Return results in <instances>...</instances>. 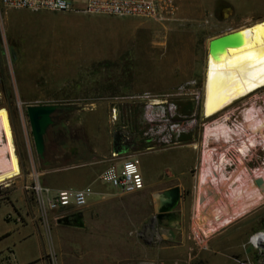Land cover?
<instances>
[{
    "label": "rangeland",
    "instance_id": "obj_1",
    "mask_svg": "<svg viewBox=\"0 0 264 264\" xmlns=\"http://www.w3.org/2000/svg\"><path fill=\"white\" fill-rule=\"evenodd\" d=\"M172 4L174 11L156 19L0 8V108L9 115L21 169L10 187L0 188V196L24 184H46L55 168L79 169L87 162V150H109L115 138L126 150H144L148 144L137 134L143 128L141 110L150 100L163 101L153 110L171 109L175 120L191 122L190 130L180 135L179 145L165 150L173 152L171 162L178 160L177 169L184 170L181 184L189 191L183 223L169 231V239L150 245L128 237L132 227L151 217L155 202L151 191L129 196L107 191L105 199L94 198L83 209V229L58 225L55 219L63 217L61 213L42 216L37 211L46 233L41 230L42 244L31 251L34 261L44 255L47 264H119L142 258L161 264L261 263L263 256L248 241L264 231V203L197 247L187 236L195 232L207 43L263 20L264 0H172ZM42 104L67 106L61 119L63 139L51 156H62L58 165H43L34 152L25 107ZM113 105L123 127L117 135L109 122ZM213 139L218 140L210 137L206 147L210 164L219 156L213 153ZM217 142L221 148L222 141ZM46 150H53L51 143ZM242 164L235 163L231 174L238 167L249 170L253 179L262 177L264 165L255 177L250 163L243 159ZM63 183L75 187L72 182ZM3 213L1 206L0 232ZM52 213L55 217H50ZM11 245L0 242V252Z\"/></svg>",
    "mask_w": 264,
    "mask_h": 264
},
{
    "label": "built area",
    "instance_id": "obj_2",
    "mask_svg": "<svg viewBox=\"0 0 264 264\" xmlns=\"http://www.w3.org/2000/svg\"><path fill=\"white\" fill-rule=\"evenodd\" d=\"M0 8L16 9L28 11H50V12H68L78 10L85 14L106 15L122 18H141L156 19L164 13L174 11L172 0H0ZM158 105L151 104V100L143 106L142 123L143 130L139 131V136L145 141L144 150H126L121 145L119 139L115 138L105 158L107 165L99 174L98 181L108 187L113 195L129 196L140 193L144 190V181L140 172V156L145 152L158 150H167L179 145V137L190 130V124L182 120H175V113L168 109L164 111H155L153 107ZM252 111L253 118L260 122L258 129L252 132L246 125L245 114ZM226 118L223 114L214 115L209 118H202L201 127L203 130L206 125H216L225 123L230 129V138L228 147L223 150H238L241 146V140L253 150L246 154V160L254 159L258 151L263 155L262 163L264 165V88L254 94L235 102L231 107L225 110ZM167 116V117H166ZM164 117V119H163ZM252 117V116H251ZM161 118V120H159ZM109 122L115 128V135L121 132L123 127L119 124L120 116L118 108L113 105L109 112ZM242 134V136H241ZM249 137L248 139L246 138ZM121 139V138H120ZM214 150H221L217 147V142L211 144ZM122 146V147H121ZM233 163L228 164L231 167ZM12 182L0 184V188H8ZM23 188L31 197L34 207L40 215L47 216L48 213L57 212L61 216L78 212L87 207L90 197L94 194L89 186L80 189H62L52 190L40 184L39 181L31 186L24 184ZM105 194H100V199H105ZM157 208L154 202V211L149 220L128 231V237L143 242L145 244H160L169 239L167 238L168 229L159 224L156 219ZM255 234V233H254ZM251 238V237H250ZM259 250L263 256L261 263L264 264V250ZM187 240L192 241L197 247L202 244L201 236L195 231L187 236ZM192 251V249H190ZM119 264H161L159 261L147 258L121 261ZM178 264V263H173Z\"/></svg>",
    "mask_w": 264,
    "mask_h": 264
},
{
    "label": "bare ground",
    "instance_id": "obj_3",
    "mask_svg": "<svg viewBox=\"0 0 264 264\" xmlns=\"http://www.w3.org/2000/svg\"><path fill=\"white\" fill-rule=\"evenodd\" d=\"M237 32L240 36L238 46L225 48L215 57L206 55L200 108L203 118L220 114L226 118L227 115L224 114L226 109L264 88V19L244 26ZM162 103L161 100H151L153 105ZM245 120V127L252 132H256L254 130L262 123V120L259 122L253 118L251 110L245 114ZM229 134L230 129L225 123H217L206 125L201 136L203 150L197 174L194 230L201 236L203 242L219 229L264 203V172L261 173L260 187L254 184L246 168L239 170L235 166L236 172L233 174L227 172L228 164L233 163L232 166L237 162L242 164L244 157H247L246 154L253 151L246 150L249 146L245 144L244 139L240 141L241 146L236 148L238 150L212 149L213 153L216 155L218 152L219 156L215 162L212 161L211 164L208 162V156L209 158L211 156L208 155L206 147L209 146L210 137L214 136L222 141L221 148L224 149L229 145ZM218 140L213 139L211 142ZM258 172L254 174L255 177H258ZM20 176L21 169L9 115L5 108H0V184H7ZM250 243L264 250V231L253 234Z\"/></svg>",
    "mask_w": 264,
    "mask_h": 264
},
{
    "label": "crops",
    "instance_id": "obj_4",
    "mask_svg": "<svg viewBox=\"0 0 264 264\" xmlns=\"http://www.w3.org/2000/svg\"><path fill=\"white\" fill-rule=\"evenodd\" d=\"M108 152L109 150H87L85 153L82 152L87 157V162L83 163L79 169L75 167L64 170L55 168L53 169L52 179L42 185L52 190L80 189L89 186L92 191H98H93L94 194L90 197L89 204L94 198H100V194L110 191L108 187L98 181L99 174L107 165L105 158ZM64 153L68 156L69 152ZM153 155L155 157L148 160L146 164L145 159L153 157ZM172 155L173 152L165 150H153L141 155L140 172L144 181L143 191H151L154 197L155 194L172 187L182 189L181 183L183 181H181L180 177L184 175V170L177 169V166H179L178 160L171 162L173 158L170 156ZM61 159L62 156L56 154L48 160V165H58ZM78 171L80 172L79 174L77 173ZM64 181L72 182L75 187L69 188L68 185L63 183ZM175 181H178V183L174 184ZM22 188L23 186L21 188L17 187L15 190L0 196V207L3 206L4 209L2 221L5 223L3 231L0 232V242L8 241L9 245L12 244L9 247L7 246L5 251L0 252V264H37L39 262L47 264L43 258L44 255L36 261L33 260L34 256L31 251L34 250L35 246L40 247L42 244L41 230L46 233L45 223H40L37 210L34 208L28 194ZM80 211L84 218L86 211H83V209ZM53 216L54 213L50 215V217ZM58 219H55L56 223ZM10 223H13V225ZM168 224L170 226L166 227L170 236L169 231L176 228L179 225V221L178 219L173 220L170 223L168 222Z\"/></svg>",
    "mask_w": 264,
    "mask_h": 264
},
{
    "label": "water",
    "instance_id": "obj_5",
    "mask_svg": "<svg viewBox=\"0 0 264 264\" xmlns=\"http://www.w3.org/2000/svg\"><path fill=\"white\" fill-rule=\"evenodd\" d=\"M239 43L240 36L237 31H232L227 34L211 38L207 43L206 55L209 54L215 57L216 54L225 48L236 47L239 45ZM66 108V105L61 104L27 105L25 107V113L32 137L34 152L39 159H43L44 157L45 136L48 130L55 125V116L63 110H66ZM254 184L260 187L262 184V179L255 180ZM179 193L180 189L178 187H173L154 195V201L157 208L156 219L159 224L162 225V220H167L169 223L170 221H173L180 198ZM72 218H76V220L72 221ZM57 224L66 227L83 229V215L81 213H77L71 217H61L57 220ZM168 226L170 225L168 224Z\"/></svg>",
    "mask_w": 264,
    "mask_h": 264
},
{
    "label": "flooded vegetation",
    "instance_id": "obj_6",
    "mask_svg": "<svg viewBox=\"0 0 264 264\" xmlns=\"http://www.w3.org/2000/svg\"><path fill=\"white\" fill-rule=\"evenodd\" d=\"M64 112H65V110H63L62 112L58 113L55 116V119H54L55 125L51 128L53 131H52V141L50 143H51V148L53 150H46V147H45L44 157H43V159H39V161H41L42 164L45 165V166H47L49 164L48 160L51 159V156L55 152H57V150H55V149L58 148V145L60 144L59 142L62 141V139H63V135H62V131H61V119H62V115L64 114ZM262 158H263V155L261 154L260 151H258L257 154L255 155L254 159H250V160L246 159V161L248 163H250L248 168L252 170L253 175L255 173H257L259 171V169L263 166ZM259 166H261V167H259ZM232 167H228V170H227L228 174L233 172V171H235V169H232ZM251 178L253 179V176ZM257 179H261V178H254L253 182L255 183V180H257ZM179 194H180V198H179L177 210L175 211V214H174V216H175L174 219L175 220L178 219L179 225H181L183 223V215H184L183 207L185 206V202H186V199H187V197L189 195V191L185 190L184 188H182V189H180V193ZM77 213H81V211L70 213V214H66L64 216L65 217H71L72 215L77 214ZM71 220L75 221L76 218H72ZM168 222L169 221H167V220H162V225H164V227H166V226L169 227L168 226Z\"/></svg>",
    "mask_w": 264,
    "mask_h": 264
},
{
    "label": "trees",
    "instance_id": "obj_7",
    "mask_svg": "<svg viewBox=\"0 0 264 264\" xmlns=\"http://www.w3.org/2000/svg\"><path fill=\"white\" fill-rule=\"evenodd\" d=\"M52 131L53 130L50 128L48 130L46 136H45V147H47L48 143H50L52 141ZM137 136H138V138L140 137L138 134H137ZM139 142H140L141 147H143L141 144V140Z\"/></svg>",
    "mask_w": 264,
    "mask_h": 264
}]
</instances>
